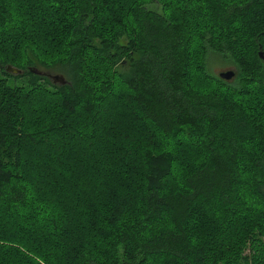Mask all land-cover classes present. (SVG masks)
Returning a JSON list of instances; mask_svg holds the SVG:
<instances>
[{
  "label": "trees",
  "instance_id": "trees-1",
  "mask_svg": "<svg viewBox=\"0 0 264 264\" xmlns=\"http://www.w3.org/2000/svg\"><path fill=\"white\" fill-rule=\"evenodd\" d=\"M260 51L264 0H0V264H264Z\"/></svg>",
  "mask_w": 264,
  "mask_h": 264
},
{
  "label": "water",
  "instance_id": "water-1",
  "mask_svg": "<svg viewBox=\"0 0 264 264\" xmlns=\"http://www.w3.org/2000/svg\"><path fill=\"white\" fill-rule=\"evenodd\" d=\"M260 57L264 61V51H260ZM6 70H7V72L12 73L13 75H19V74H23L24 73L23 69L14 67L12 65H9L6 68ZM30 70L33 71L36 74H40V75H44V76L52 78L55 83H61V84H66L67 83V80H66L64 75H59V74L55 75V74H52V73H50L48 71H42V70H39V69H36V68H31ZM235 73L236 72L233 69H230V70L221 72L219 75L223 79L230 80V79H232L235 76Z\"/></svg>",
  "mask_w": 264,
  "mask_h": 264
},
{
  "label": "rangeland",
  "instance_id": "rangeland-1",
  "mask_svg": "<svg viewBox=\"0 0 264 264\" xmlns=\"http://www.w3.org/2000/svg\"><path fill=\"white\" fill-rule=\"evenodd\" d=\"M230 69L234 70V68L230 67L229 65H225V64H223L220 61H215L213 66H211V73H213L215 75H218L221 72L227 71V70H230ZM54 71H57V70H54ZM51 73H53V74H62V73H58V71L57 72H52L51 71ZM8 79H9L8 80L9 83L11 85H13V86L19 85V86L29 87L30 86L31 74H27V75L23 74L21 76L13 75V76H10Z\"/></svg>",
  "mask_w": 264,
  "mask_h": 264
}]
</instances>
